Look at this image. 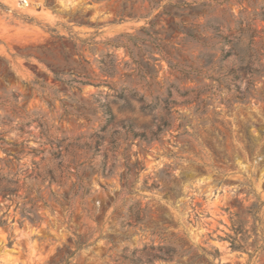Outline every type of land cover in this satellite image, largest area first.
<instances>
[{
  "label": "rangeland",
  "instance_id": "374dc122",
  "mask_svg": "<svg viewBox=\"0 0 264 264\" xmlns=\"http://www.w3.org/2000/svg\"><path fill=\"white\" fill-rule=\"evenodd\" d=\"M0 264H264V0H0Z\"/></svg>",
  "mask_w": 264,
  "mask_h": 264
}]
</instances>
